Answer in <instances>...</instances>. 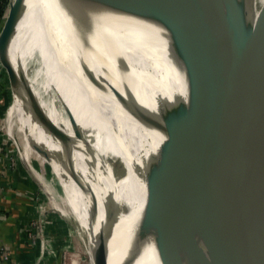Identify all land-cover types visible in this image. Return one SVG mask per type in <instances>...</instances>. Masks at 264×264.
I'll use <instances>...</instances> for the list:
<instances>
[{
  "label": "water",
  "instance_id": "1",
  "mask_svg": "<svg viewBox=\"0 0 264 264\" xmlns=\"http://www.w3.org/2000/svg\"><path fill=\"white\" fill-rule=\"evenodd\" d=\"M130 1L138 12L145 13L148 0ZM12 2L3 26L9 43L13 34L8 23ZM101 6L111 9L107 2ZM146 13L151 19L148 10ZM110 14L114 15L112 10ZM152 21L155 42L136 39L125 45V54L123 48L118 49L119 74L111 95L114 128H103L96 136L99 144L112 134L126 148V159L102 153L96 147L89 169L83 173L75 157L78 148L73 138L33 99L27 101L28 109L62 148V158L59 156L82 194L84 215L95 230L103 264H154L162 205L169 220L168 264H264V158L256 153L254 136L247 128L258 60V25L252 1L156 0ZM134 58L144 60L148 69L140 68ZM193 60L200 70L206 123L198 137L200 180L184 248L171 155L175 149L170 144V153L161 159L159 152L180 95L169 82L174 75L183 81ZM0 62L8 69L13 94L18 83L12 63L1 56ZM170 67L172 76L168 74ZM155 73L165 79L161 92H153L158 84ZM64 107L68 119L75 121L69 107ZM117 113L120 121L115 119ZM122 114L148 133L146 144L150 148L147 146L146 152L142 151L145 141L141 139L132 146L140 147L139 156H132L128 150L133 140L128 138L129 143L122 139ZM76 134L77 144H89L90 132L76 130ZM130 167L140 191L135 204L120 196ZM99 172L107 190L106 204H101L103 200L90 189V181ZM123 214L134 216L124 229V225L116 229Z\"/></svg>",
  "mask_w": 264,
  "mask_h": 264
},
{
  "label": "bare ground",
  "instance_id": "2",
  "mask_svg": "<svg viewBox=\"0 0 264 264\" xmlns=\"http://www.w3.org/2000/svg\"><path fill=\"white\" fill-rule=\"evenodd\" d=\"M251 1L255 8L258 25V60L253 80L247 128L248 134L254 136L256 153L264 158V0ZM18 2V6L11 9L12 16L8 22L10 33L13 32L12 39L10 43L7 42V38L2 33L0 48L7 44L18 46L28 37L31 39L38 37L40 49L52 65V68L48 67L38 86L31 83L30 78L22 77L21 79L20 83L27 87L22 90L21 96L17 95L13 108L14 112L18 111L22 116L23 126H19V132L25 140V144L29 142L27 154L30 160L33 156L40 162L52 160L60 170V177L65 181L70 178L76 192L81 194L63 165L61 160L63 151L58 141L35 121L28 109L27 101L33 99L37 107L42 108L58 127L64 132H72L74 136L72 138L78 148L75 157L80 164L79 169L83 173L89 169L96 147L100 148L102 153L111 152L125 158L123 151L126 148L118 143L112 134L110 138L104 137L99 141V144L96 136L98 137L101 130L112 131L114 128L111 95L119 74L118 49L123 48L125 54V45L133 44L138 40H141L140 42L156 41L153 37L152 21V9L156 0L147 1L146 11L148 10L151 19L147 18L146 11H144L145 13L138 12L130 0H57V2L52 0L51 2L50 0H18ZM102 2H107L111 9L103 8ZM111 10L113 16L110 14ZM15 31L18 33L19 40L16 39L17 36L15 38L13 36ZM9 55L15 58L13 54ZM20 58L22 61V55ZM134 59L140 68L148 69L144 60ZM13 67L17 79V59H13ZM172 73L173 70L170 67L169 76H172ZM154 77H157L158 84L155 83L156 90L153 92L159 90L161 92V81L165 82V79L163 80L156 73ZM180 79L174 75L171 83L169 82V86H174V90H177L180 95L159 157L161 159L170 153V144L174 146L175 152L171 155L180 206L183 247L185 248L200 180L201 148L198 146V137L205 128L206 101L200 87V70L196 60L191 61L183 81ZM74 92L77 95L76 103ZM64 104L73 113L75 121L68 119ZM119 116V113L115 116L118 121H120ZM122 116L124 118L121 124L123 126L122 139L129 143H131L129 139H132V145L130 144L128 150H131L132 156H139L140 147L132 148V146L135 140L141 139L142 142L145 141L142 151L146 152L148 150L146 147L150 148V145L146 144L148 133L142 132L139 125L128 115L122 114ZM22 127L31 138L22 131ZM37 129L39 132L36 133ZM41 130L46 133V143L43 145L40 142L43 139ZM76 130L90 132V143L78 142L77 144L75 140H78L79 135L76 134ZM31 165L47 201L54 204L56 208L53 207V209L67 222L70 234L75 241L84 246L88 255H91L90 264H103L98 253V239L94 228L85 216H81L69 204L63 195L64 191L58 195L55 190L50 188L47 178L45 177V179L33 166L32 161ZM132 174L133 171L130 167L128 175L121 185L120 196L126 202L135 204L139 200L140 191L138 182ZM92 180L96 183L97 189L91 183L90 189L94 190L95 188L100 194L106 195L103 173L99 172ZM132 213L134 214V211ZM133 214L121 215L117 227L124 225L121 230L124 229L134 216ZM169 241V220L165 206L162 205L156 230L154 264H168ZM74 261L72 264H75Z\"/></svg>",
  "mask_w": 264,
  "mask_h": 264
},
{
  "label": "rangeland",
  "instance_id": "3",
  "mask_svg": "<svg viewBox=\"0 0 264 264\" xmlns=\"http://www.w3.org/2000/svg\"><path fill=\"white\" fill-rule=\"evenodd\" d=\"M11 1L12 0H7L5 13L3 14L2 19L0 21V36L3 33V26L6 21L7 13L10 9ZM18 4H19L18 0H13L11 9L18 6ZM11 16L12 14L10 13V19H11ZM13 36L14 38L17 36L16 39L19 40L18 33L16 31L14 32ZM8 47L9 49L7 50H12L13 55L15 57V58H12L10 57V55H8L7 57V59L11 61L12 66H13V59L14 60L17 59L18 89L14 91L13 94L12 92L10 93V97L9 99H7L8 100L7 105L0 110L2 112V114H0V117H1L0 118V144L2 143L0 146L6 152L8 160L11 162V166L14 169L15 167L17 169L19 168L22 171V174L25 173L26 174L25 176H27V177L24 176L26 180L30 184H32V186H34L33 188L35 190V193H34L35 202L33 205V212L31 213V217L33 218L31 222V229H36V232L34 230V232L31 231L29 234H31L33 238H36V241L34 244H33V240H30V242L32 246L39 249L38 248V245H39L38 238H39L40 232H42V234L44 235V238H46V236H49V238L52 240V247H53V251L55 255L54 254H50L46 256L44 255V257H42V260L39 262V264H43V263L49 264L52 262H54V264L55 263L72 264L74 260H75L74 261L75 264H90V262L92 261L91 255H88V253L84 249V246L78 244L75 241L74 237L70 234L69 226L67 222L59 215L58 212H56L53 209V207H55L54 204L52 202L47 201L43 188L39 185V182L37 181L35 176H33V174L31 175V172L28 169L29 167L26 166V165L29 166V164H27L26 162L25 163L23 162L24 153L22 151V146H21V142L19 138L14 136L13 134H10V131L8 132V127L6 123V114H7L8 108L12 105L11 102L13 101V98L15 100V96L18 95L19 93L21 94L23 92L22 90L27 87L25 84L22 85L20 83L22 77L30 78L31 83H34L35 86H38L40 82L42 81V78L45 75L48 67L50 66L52 68V65L49 63V61L45 57L44 52L40 49L38 37H36L35 39H31L30 37H28L21 45H18L15 48L14 46L10 44L2 46L1 48L6 49ZM20 54L22 55V61L20 60L21 59ZM0 66L2 68V69L0 68V89H2V87L6 88L4 86L5 84H7L8 86L7 88H10L9 80H8V69L6 65H3L2 62H0ZM13 71H14V67H13ZM74 101L75 103L77 102V95L75 92H74ZM13 113H14V109L11 112V117H10L11 122H13V119H12ZM13 125L15 126L14 123ZM66 133L70 137L74 138L71 131L70 132L66 131ZM88 143H90V141ZM32 163H33V166L37 169V171H39L43 175L44 178L45 177L47 178L45 179L48 181L50 188L55 190L58 195L64 191L63 195L66 197V200L69 202V204L72 205L74 210L78 212L79 214H81V216H85L84 215V204L82 202V196H81L82 194H79L78 192H76V190L74 189L73 183H71L70 178L65 181L62 177H60L59 175L60 170H58L59 168L55 166L52 160L47 161V162H40L37 159H35L33 156ZM78 167H80L79 163H78ZM9 177L11 178L10 175ZM90 183L92 184V186L96 188L95 182L90 181ZM95 188L94 190L91 189V192H93L99 197L100 193L97 192ZM102 196L106 198L105 194H103ZM100 203L102 204L101 201ZM38 253L39 251L37 252V255L35 256L33 264H35L38 261V256H39Z\"/></svg>",
  "mask_w": 264,
  "mask_h": 264
},
{
  "label": "crops",
  "instance_id": "4",
  "mask_svg": "<svg viewBox=\"0 0 264 264\" xmlns=\"http://www.w3.org/2000/svg\"><path fill=\"white\" fill-rule=\"evenodd\" d=\"M15 47L16 45L14 46V48ZM3 48H0V56L7 59L8 55L13 54V52L12 50ZM4 86L6 87L7 84H5ZM5 89L6 88L4 87L0 89V110L7 105V97L4 92ZM21 94L19 93L20 96ZM16 99L17 95L15 96V100L13 98V101L11 102L12 105L8 108L6 114L8 132L10 131V134H13L14 136L19 138L22 146V151L24 153L23 162L29 164V166H26L29 167L28 169L31 172V175L33 174V176H35L31 165L32 160H30L27 154L29 142L25 144V140L22 138L19 132V126L22 125V116H20L18 111H16L12 114L13 122H11L10 120L11 112L14 108ZM0 114H2L1 111ZM13 123L15 124V126L13 125ZM22 131L28 137H30V135L27 134L26 131H24L23 127ZM35 131L36 133L37 131L39 132L38 129ZM41 134H43V139L40 140V142L43 145L44 143H46V133L41 130ZM9 175L11 176V178L9 177ZM25 175V173L22 174V171L19 168L17 169L15 167L14 169L11 166V162L8 160L6 152L0 146V264H33L35 256L38 252V249L32 246L28 236L31 231L34 232L35 230L36 232V229H31V222L33 219L31 217V213L33 212V205L35 202V190L33 188L34 186H32V184H30L26 180L25 177L27 176ZM91 181L94 182L93 180ZM100 197L103 200L102 204H106L107 197H103L102 194H100L98 198ZM117 228L118 227L116 226V229ZM1 248H3V250ZM42 251H44V244H42ZM6 255L7 259H4ZM49 264H54V262Z\"/></svg>",
  "mask_w": 264,
  "mask_h": 264
},
{
  "label": "built area",
  "instance_id": "5",
  "mask_svg": "<svg viewBox=\"0 0 264 264\" xmlns=\"http://www.w3.org/2000/svg\"><path fill=\"white\" fill-rule=\"evenodd\" d=\"M28 236L30 240H33V244H34L36 238H33L31 234H28ZM38 241H39V245H38L39 256H38V261L35 264H39V262L42 260V257H44V255L46 256V255L54 254L52 247V240L49 238V236H46V238H44V235L42 234V232H40ZM42 244H44V251H42ZM1 249L3 250V248ZM4 259H7V255L4 257Z\"/></svg>",
  "mask_w": 264,
  "mask_h": 264
},
{
  "label": "trees",
  "instance_id": "6",
  "mask_svg": "<svg viewBox=\"0 0 264 264\" xmlns=\"http://www.w3.org/2000/svg\"><path fill=\"white\" fill-rule=\"evenodd\" d=\"M6 5H7V0H0V21L2 19V16L3 14L5 13V9H6ZM7 89V90H6ZM6 89H5V94H6V97L7 99H9L10 97V93H11V89L10 88H7L6 86ZM8 101V100H7ZM65 225V224H64ZM66 226V225H65Z\"/></svg>",
  "mask_w": 264,
  "mask_h": 264
}]
</instances>
